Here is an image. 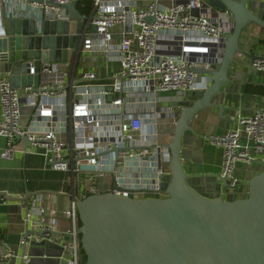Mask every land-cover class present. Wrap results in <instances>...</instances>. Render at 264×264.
Returning <instances> with one entry per match:
<instances>
[{
  "label": "built area",
  "instance_id": "2783aa9c",
  "mask_svg": "<svg viewBox=\"0 0 264 264\" xmlns=\"http://www.w3.org/2000/svg\"><path fill=\"white\" fill-rule=\"evenodd\" d=\"M75 1L92 4L78 34L80 44L72 49L75 59L81 52L117 53L120 73L112 84L101 83L95 73H86L79 81L72 56L67 63L42 64L37 88H15L8 75L0 78V136L6 139L1 157L13 159L18 152L16 141L27 139L50 169L69 174L73 196L63 212L35 204L50 194H38L26 207L27 228L20 239L22 264H31L33 258L84 264L78 200L109 192L134 200L167 198L162 178L170 173L171 153L167 143L160 141L158 120L169 111H153V106L160 100L158 94L185 97L204 91L210 77L197 70H210L211 61L220 59L224 32L233 27L229 11L226 17L209 13L204 0H179L169 7L160 0H151L145 7L132 6L128 0H0V9L35 19L41 34L46 20L68 21L62 6ZM21 4L27 7L22 9ZM193 10L199 11L198 16ZM92 26L96 33L90 32ZM250 65L264 72V51ZM36 74L31 63L29 75ZM25 107L31 114L22 126ZM235 124L225 135L206 137L223 150L220 178L231 189L240 183L235 176L238 163L264 165V109L239 117ZM106 177L113 178L112 188L100 192L97 183ZM10 201L7 194L1 196V203ZM60 216L68 221L63 232ZM44 243L59 247V255H29L31 247H44ZM12 257V252L1 256L0 264Z\"/></svg>",
  "mask_w": 264,
  "mask_h": 264
},
{
  "label": "water",
  "instance_id": "95a60500",
  "mask_svg": "<svg viewBox=\"0 0 264 264\" xmlns=\"http://www.w3.org/2000/svg\"><path fill=\"white\" fill-rule=\"evenodd\" d=\"M204 1L214 15L221 12L226 17L225 11H229L233 27L224 32L226 42L220 46V59L211 61L210 70H197L210 77L208 87L167 116L177 120L166 144L171 162L170 173L162 178V190L167 198L134 200L109 192L78 200L85 264H264V172L250 180L245 198L226 199L202 194L190 184V175L183 167L186 143H193L188 135H195L191 123L198 114L212 108L218 109L220 118L226 111L233 113L226 105L232 101L229 72L236 55L242 53V31L250 24L264 29L262 17L255 14L260 0ZM62 8L68 11L69 20H46L38 34L35 19L8 14L1 7L0 74L8 75L13 87L37 88L42 64L71 61L85 18L78 11V1ZM192 14L198 16L199 11ZM90 31L96 33L97 28L92 26ZM31 63L35 76L29 75ZM222 184L225 191L227 180L222 178ZM41 245L44 247H31L29 255L55 256L48 251L60 249L51 243ZM10 264H22V260L17 263L13 257ZM31 264L57 261L33 258Z\"/></svg>",
  "mask_w": 264,
  "mask_h": 264
},
{
  "label": "crops",
  "instance_id": "0c3cea01",
  "mask_svg": "<svg viewBox=\"0 0 264 264\" xmlns=\"http://www.w3.org/2000/svg\"><path fill=\"white\" fill-rule=\"evenodd\" d=\"M128 1L130 5L137 7H145L151 2V0ZM178 1L160 0L166 7ZM80 2H78V11L84 17L88 16L91 8L83 14L80 6L81 9L85 6ZM260 2L255 14L262 17L264 21V0H260ZM20 6L22 9L27 7L23 4ZM7 26L1 22L3 29H7ZM120 29L117 28L116 31ZM114 43H119V39H115ZM239 47L242 53L236 55L229 72L230 78L233 80L231 87H229L232 101L226 104L233 108V113L230 114L226 111L220 118L217 108L200 112L191 123L195 135H188L193 139V143L190 145L186 143L184 150L183 167L185 172L190 175L189 182L206 196L223 195L226 199L243 198L247 195L250 180L264 172L263 164L250 165L240 162L235 170V176L240 180L239 189H226L224 191L220 178L223 150L210 144L206 139L211 135L227 134L235 129V123L239 117L250 116L257 110L264 109V72H259L250 65L252 60L264 51V29L256 24L248 25L241 33ZM80 55L84 56L82 65L78 69L80 77L86 73H95L101 83L112 84L113 78L120 73V58L117 53L106 54L103 51H95L81 52L78 54L77 60L73 55L75 75ZM4 75L6 74H0V78ZM194 94L190 93L185 97L173 93L158 94L157 99L160 100L153 106V111L163 112L166 110L172 113L175 108L178 109L181 103L192 102ZM1 113L0 106V120ZM30 114V108L25 107L21 120L22 126L28 124ZM161 114L158 120L160 141L168 143L174 134L177 120L168 118L165 112ZM16 142L18 143V152L15 153L14 158L11 160L4 159L1 154L6 147V139L0 136V199L5 194L11 199L7 204L0 202V257L12 252L17 258V263H19L23 252L20 239L27 228L25 223L26 207L32 206L38 194H50V198H44L42 203L36 202L35 204L63 212L70 206L73 196L69 174L50 169L44 158L36 154L24 140H17ZM97 188L99 190L98 183ZM67 228L68 221L60 216L59 230L63 232ZM48 252L52 255L58 254L56 250L52 249ZM12 258L4 259V263L10 264Z\"/></svg>",
  "mask_w": 264,
  "mask_h": 264
},
{
  "label": "rangeland",
  "instance_id": "374dc122",
  "mask_svg": "<svg viewBox=\"0 0 264 264\" xmlns=\"http://www.w3.org/2000/svg\"><path fill=\"white\" fill-rule=\"evenodd\" d=\"M83 60H84V56L80 55L79 59H78V62H77V73H76V79L79 80V81H80L81 78H80V76L78 74V69L80 68V65H82ZM112 185H113V178L112 177L101 178L98 181V187H99V190H101V191H103V190L104 191H110L111 188H112ZM239 187H240V185L237 187V189H239ZM227 190H231V188L228 187Z\"/></svg>",
  "mask_w": 264,
  "mask_h": 264
},
{
  "label": "trees",
  "instance_id": "16d2710c",
  "mask_svg": "<svg viewBox=\"0 0 264 264\" xmlns=\"http://www.w3.org/2000/svg\"><path fill=\"white\" fill-rule=\"evenodd\" d=\"M80 4H83L85 6L83 9H81V6L79 5L80 6V10H81V12L83 14L87 13L89 11V9L91 8V5H92L90 1H81ZM80 224H81V222H80ZM81 252L83 254V259H84V264H85L86 257H85V254L83 252L82 246H81Z\"/></svg>",
  "mask_w": 264,
  "mask_h": 264
}]
</instances>
